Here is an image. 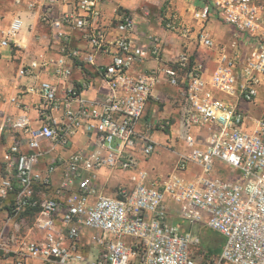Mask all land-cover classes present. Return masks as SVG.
Returning a JSON list of instances; mask_svg holds the SVG:
<instances>
[{"label": "built area", "instance_id": "2783aa9c", "mask_svg": "<svg viewBox=\"0 0 264 264\" xmlns=\"http://www.w3.org/2000/svg\"><path fill=\"white\" fill-rule=\"evenodd\" d=\"M22 1L48 25V49L59 54L24 57L18 92L0 112V135H23L3 156L0 197L15 200L0 227V264H264V116L247 127L239 106L255 103L264 83V0H187L197 43L214 63L208 77L199 51L163 62L161 37L146 32L138 40V15L123 0ZM61 5L69 8L54 16ZM107 5L115 7L109 26ZM213 19L235 30L231 45L207 33ZM23 28L15 18L0 47L20 49ZM166 29L191 33L175 14ZM151 60L158 64L142 71ZM78 70L83 74L76 80ZM166 83L176 95L158 93ZM24 96L38 100L37 125L28 114L9 115L11 107L27 108ZM152 100L179 103V110L146 123ZM167 131L181 144L173 148L175 170L152 176L142 163L158 150L154 133ZM78 134L93 136L94 149L63 156ZM191 166L199 168L192 179L186 175ZM104 169L129 174V184L106 194ZM34 210V234L18 238L17 220ZM205 229L224 239L218 256L203 249Z\"/></svg>", "mask_w": 264, "mask_h": 264}, {"label": "crops", "instance_id": "0c3cea01", "mask_svg": "<svg viewBox=\"0 0 264 264\" xmlns=\"http://www.w3.org/2000/svg\"><path fill=\"white\" fill-rule=\"evenodd\" d=\"M0 1H3V0H0ZM4 1L6 2V0ZM127 1L128 0H123L122 3H123L124 8L129 9L124 4ZM135 1L137 0H133V2ZM68 8H69L68 6H63V5L58 6L54 9L53 15L58 16L59 14H61V12L67 10ZM114 9L115 7L111 5H107L105 7V14H106L105 23L107 26H109L110 20H112L114 17V14H113ZM3 14H5L4 19L1 20L0 18V26H1L0 28H2L1 30L2 33L0 31V39L3 38V33L7 31L10 24L15 18H18V17L22 18L24 22V28L22 31V38H21V48L17 50H5L0 47V53H2L1 51H4L3 53H5L4 55L5 57H3V60L6 61V67H5V64H1L0 68L5 67L6 75L3 77V81H4L3 83L4 84L8 83L7 86L5 87V91H7L8 93L7 95L9 96V95H13L18 92L17 86H16L17 72H15V68L16 69L20 68V66L23 63L24 57H27V59L32 60V59H35L39 54L47 53L48 56L57 57L59 53L57 52L56 47H54L51 50L48 49V40H46L45 38H47L50 35L51 33L50 28L48 27V25L42 23L39 20L38 14L35 11H30L27 9L26 3L24 1H22L21 3H18V0H13L12 3L11 2L9 3V7H7V11L3 12ZM182 22L186 24L187 26V25H190L189 23L191 21H189V19L187 18H184ZM197 26L198 25L196 24V27ZM209 28H210L212 37L218 44L229 46L232 44V42L235 39V30L232 27L225 25L219 20H216V19L211 20V23H209ZM146 32H151V35L159 36L163 39L164 47H165L164 54H163V62H168V61L173 60L174 58L179 56L181 52H184V51L194 53L191 40L194 39L196 36L195 34L193 35V33L188 35L189 37L183 36L182 34L175 36V35H171V33H167L165 30L163 31L160 28L151 27L150 24L148 25L146 24L145 26V24L141 23V21L139 20V32L137 34L138 40H141L142 42L145 41ZM40 38L42 39L40 40ZM36 39H38L39 42H43L42 44H40L38 49H37L38 46L35 43ZM78 45L84 46V43L78 41ZM206 54L207 53L203 51H199V56L197 58L198 60L200 59V60L205 61L206 68L208 71L207 72V77H208V75L211 74V72L214 69V63L208 58V55ZM98 61L100 62L101 59H99ZM157 64L158 63L155 60H151L147 62L145 65H143L141 70L145 71L147 69L155 67ZM88 71L90 72L91 68H87V69L84 68V72L88 73ZM81 74H83V72H80L79 70L78 72H76L75 74L76 80L81 78ZM94 78H95V83L98 84L97 76L94 75ZM0 79H1V76H0ZM24 82L25 81L22 80L19 82V84H23ZM157 90H158V93L168 92V93H172L173 96L176 95L178 92L176 88H173L167 85V83L159 86ZM23 103L27 105V108L24 111L11 107L10 109H8L9 115L13 117H19L24 114H28L29 117L33 121V125H37L36 107L38 104V100L31 96H24ZM262 103L263 102L261 101H256L255 103H248L245 101L239 102L240 108L245 112L246 117H247V121H246L247 127L249 124L251 128H255V126H253L254 121L258 119L263 113ZM177 106H179V103L177 105L173 104V105H167L165 107L161 106L160 108V106H158V104H156L152 100L150 101V104L148 105V108H147V118L145 122L146 123L149 122L153 116L166 117V115H170V114L173 115L177 113L179 110ZM0 108L4 109L5 111V109L7 108V103L5 104V106L2 105V103H0ZM248 118H249V121H248ZM145 122L141 124V127L145 125L144 124ZM3 135L7 136V138H9V140L12 141L11 143H9V147L14 141H20L23 139L22 134H19L18 132L11 131V130H6L3 133ZM161 138L162 136L158 139L154 137V140L158 143V141ZM94 141H95V138L93 136H87L85 134H78L74 138V142H73L71 149L64 150V151L62 150L61 153L63 156L69 157L70 155L76 152L92 151L95 147ZM166 150L167 149L165 148L162 149L155 156H153L149 161L142 163L143 167L145 165V169L152 176L168 175V174L173 173V171L175 170L176 163L174 164V166H173V163L176 160ZM106 172L110 173L109 176L113 174V172H111L108 169L102 170L100 172V176H101L100 184L103 187V190L106 194L115 195L116 191L113 192L110 189L106 188V185H107L106 183H108L106 181H110L109 179L110 177L106 178L107 177ZM198 172H199L198 167L191 166L190 170L187 172L186 175L188 178L192 179L195 177V175H197ZM124 174H127V173H124ZM104 181L106 183H103ZM128 184L129 183H127V185ZM51 194H52L51 192H47L46 196L51 195ZM170 209L174 216L173 210H175V208L171 207Z\"/></svg>", "mask_w": 264, "mask_h": 264}, {"label": "rangeland", "instance_id": "374dc122", "mask_svg": "<svg viewBox=\"0 0 264 264\" xmlns=\"http://www.w3.org/2000/svg\"><path fill=\"white\" fill-rule=\"evenodd\" d=\"M13 2V0H6V2L0 1V12H1V20L4 19L5 14H3V12L7 11V7H9V3ZM123 4V3H122ZM125 6L127 8H129V10L134 11L137 15H138V20L141 21V23L146 24H150L151 27H157L162 29L163 31L165 30L167 33H171L166 29V22L168 21V17L171 14H175L180 20H183L184 18L189 19V21H191L189 24L187 25L188 28L190 29L191 33H193V35L197 34L198 32V26L196 27V22L192 20L191 18V12H190V4L187 2V0H137L135 2H133V0L131 1H127L124 3ZM143 8H147V10L150 13V17L146 18L143 14L142 9ZM211 23V22H210ZM1 27V26H0ZM2 30V28H0V31ZM206 31L207 33H209L211 35V31L209 28V24L206 27ZM2 33V31H1ZM147 34H151V32H147ZM189 34V35H190ZM171 35H179V34H173L171 33ZM192 41V47L194 50V53L198 52V51H203L205 53H207L206 55L210 54V51H205V50H201L198 43H197V39L196 37L194 39L191 40ZM37 44V49L39 48L40 44H42L43 42H39L38 39H36ZM42 47V46H41ZM2 53H0V65L1 64H5L6 67V61L3 60V57H5V53H3L4 51H1ZM3 66V65H2ZM5 67H1L0 68V76H1V81H0V103H2V105L5 106L6 104V100L8 99L7 91H5V87L7 86V84H4L3 82V77L6 75L5 73ZM18 69L15 68V72H17ZM169 97H172L173 94L172 93H168L165 92ZM256 101H261L263 102V113L261 114V116L259 118H261L262 116H264V83L262 84L260 90H259V95L256 99ZM165 107V105H160ZM167 106V105H166ZM162 107V108H163ZM163 110V109H162ZM4 111V109L0 108V112ZM175 114H173L172 116H174ZM167 116H171L170 115H166ZM1 122V121H0ZM144 122V120H143ZM143 122L141 124H143ZM205 135V134H203ZM162 136V138L158 141V150L155 153V155L161 151L162 149H167L166 151L171 154L174 159L176 160V155L174 153L173 149L174 147L176 148H181V144L179 143H175V136L171 135L170 132H164V135L162 132H155L154 133V137L155 138H160ZM12 141L9 140V138H7V136H4L3 134L0 135V178L3 177L4 175H6V171H5V163H4V159L3 156L4 154L8 151L9 148V143H11ZM154 155V156H155ZM149 161V160H148ZM144 163V162H143ZM176 163V161H174V164ZM143 166V165H142ZM145 169V165L143 167ZM220 169L222 168L223 171H225L227 174L229 175H233L234 181H241V175L239 174V172L233 170L231 167H227L225 165H222V167H219ZM109 172H106V175L108 177H110V181H106L108 183H106L105 181L103 183H106V188L110 189L111 191L115 192L120 186L126 185L128 183V177L129 174H124V173H113L111 174V176H109ZM120 179H119V177ZM112 182V183H111ZM14 196L10 195L7 198H2L0 197V227L4 224L7 216H8V211L9 209L12 207V205L14 204ZM174 212V216H173V220L174 223H181L180 220L177 217V212L176 210H173ZM35 217H36V213H31V212H27L25 213L19 220H17V223L20 224V228L19 231L17 233L18 238L21 237H25V236H29L30 232L32 233V235L34 234L33 230V225L35 223ZM183 226L184 229L189 228L187 227L186 224H181ZM202 246L203 249L206 251H209L211 253V255H216L218 256L219 254H221L223 247H224V239L223 237H221L218 233H216L215 231L211 230V229H205L202 232Z\"/></svg>", "mask_w": 264, "mask_h": 264}, {"label": "trees", "instance_id": "16d2710c", "mask_svg": "<svg viewBox=\"0 0 264 264\" xmlns=\"http://www.w3.org/2000/svg\"><path fill=\"white\" fill-rule=\"evenodd\" d=\"M31 213H37V210L31 211Z\"/></svg>", "mask_w": 264, "mask_h": 264}]
</instances>
